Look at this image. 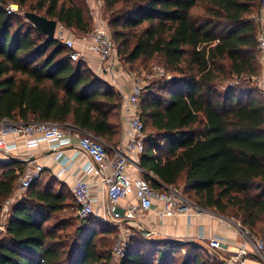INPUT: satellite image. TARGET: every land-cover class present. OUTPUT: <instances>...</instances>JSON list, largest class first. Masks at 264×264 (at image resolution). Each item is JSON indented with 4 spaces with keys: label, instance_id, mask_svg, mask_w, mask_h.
<instances>
[{
    "label": "trees",
    "instance_id": "16d2710c",
    "mask_svg": "<svg viewBox=\"0 0 264 264\" xmlns=\"http://www.w3.org/2000/svg\"><path fill=\"white\" fill-rule=\"evenodd\" d=\"M8 3L79 35L93 24L85 0H0V119L54 121L111 142L119 128L120 93L82 60H70L55 37L7 13ZM102 5L123 66L159 60L171 76L156 88L147 86L139 98L144 132L149 127L139 155L142 176L155 189L182 183L192 202L260 236L264 97L253 85L260 73L255 17L260 0H102ZM3 166L0 212L23 168L16 161ZM66 198L52 183L38 188L33 182L14 200L5 218L0 216V264H108L110 227L90 216L68 224L58 215ZM119 264L222 261L203 242L134 230Z\"/></svg>",
    "mask_w": 264,
    "mask_h": 264
},
{
    "label": "built area",
    "instance_id": "2783aa9c",
    "mask_svg": "<svg viewBox=\"0 0 264 264\" xmlns=\"http://www.w3.org/2000/svg\"><path fill=\"white\" fill-rule=\"evenodd\" d=\"M85 1L93 24L87 34L79 36L80 46H76L75 38L68 35L67 28L62 25L56 26L54 37L68 48L70 60H82L86 63L89 55H93L99 60V65L95 68L96 75L102 78L107 76L110 80H115L120 73V60L106 19L100 11L102 0ZM4 8L7 13H15L18 10L17 5L13 3L6 4ZM255 17L258 21L264 18V0H260V12ZM257 49L260 57L264 56V35L262 33L257 34ZM153 76L164 79L171 77L159 66H153L146 78ZM142 90V81L135 76L131 91L121 95V105L125 110L123 128L125 142L122 146L115 148L111 155L108 154L107 145L100 137L77 127L47 120L23 122L7 118L0 119V152L6 155L15 148V143L7 140L9 135L24 137L27 148L44 142L51 150L60 152L67 146H73L78 152H83L87 156V161L82 167L83 175H101L105 186L103 219L117 226L131 224L136 211H148L153 204L162 205V210L159 212L161 216L164 214L190 215L191 212H198L202 207L190 201L179 187L168 185L155 189L142 175L131 176L126 171L128 157L136 158L137 162L146 138L138 104ZM261 92L264 97V85L261 86ZM137 167L140 168L138 163ZM42 172L41 164L34 160H25L12 196L2 205L0 212L2 220L10 204L19 198L33 182L37 181ZM71 192L77 204L78 217L84 219L91 216L96 198L91 196L90 185L83 176L76 178ZM130 194H133L136 204L128 203ZM121 202L126 204L121 205ZM0 228L2 229L1 225ZM240 232L244 243L235 251L228 249V241L223 237L205 236L203 232H200L196 239L203 242L213 254L218 256L222 264H250V259H253V264H264V228L260 236L253 235L244 227H241ZM131 234L132 231L129 228H121L111 250L112 258L119 259L123 255ZM246 244H251V251L246 248Z\"/></svg>",
    "mask_w": 264,
    "mask_h": 264
},
{
    "label": "crops",
    "instance_id": "0c3cea01",
    "mask_svg": "<svg viewBox=\"0 0 264 264\" xmlns=\"http://www.w3.org/2000/svg\"><path fill=\"white\" fill-rule=\"evenodd\" d=\"M57 26L59 25L57 24ZM258 33L264 35V18L259 20ZM75 44L76 46H80L81 41L79 38L75 39ZM259 60L260 73L253 79V85L256 86L262 94L261 86L264 85V56L259 57ZM85 64L93 74H96L95 68L99 65L98 58L89 55V60ZM119 70L120 73L115 80H110L107 76L105 78H100L118 91L120 95H123L131 91L135 76L121 66ZM124 114L125 110L121 105L118 110L117 118L119 124L118 133L111 142L104 141L110 154L113 153L115 148L122 146L125 142V137L123 135ZM7 140L9 142H14L16 146L6 155L0 152V172L4 167L3 165L11 161L19 162L21 166H24L25 160H34L36 163L41 164L43 166V172L41 177L35 181L36 187L42 188L52 183L54 192H61L67 197L66 206L59 211L58 215L61 219L68 220V224L73 220L78 223L77 204L74 202L71 188L76 178L83 176L90 185L91 196L96 198V202L93 206V214L90 218L93 221L103 223L110 227L112 232L106 234L108 237L116 230L120 232L121 228H129L132 232L134 230L141 231V229H147L149 234H143L149 237L189 239L192 241H197V235L203 232L205 236L225 238L228 241V249L230 251H235L244 243V239L240 232L242 226L236 220L204 207L198 212H191L190 215L164 214L161 216L159 212L162 210V205L153 204L148 211H136L134 221L131 224L117 226L103 219V204L106 199L105 186L101 175H83L82 167L87 161V156L83 152H78L73 146H67L61 149L60 152L51 150L44 142L39 143L37 146L27 148L25 146L24 137L22 136L9 135L7 136ZM74 140L73 138V141ZM137 163L139 164V157L137 162L136 158L132 156L128 157L126 171L131 176L142 175L143 169L141 167L138 168ZM105 173L108 172L105 171ZM128 203L136 204L133 194H130ZM125 204V202H121V205ZM246 248L251 251V244H246ZM250 264H253V259H250Z\"/></svg>",
    "mask_w": 264,
    "mask_h": 264
},
{
    "label": "rangeland",
    "instance_id": "374dc122",
    "mask_svg": "<svg viewBox=\"0 0 264 264\" xmlns=\"http://www.w3.org/2000/svg\"><path fill=\"white\" fill-rule=\"evenodd\" d=\"M13 4L14 5H17L15 3H13ZM100 11L102 12V14L105 13V15H106V12L104 11V6L103 5L100 8ZM20 12H21V10H19V9L16 11L17 14L21 15ZM23 19H24V21H27L25 18H23ZM66 30L68 32V35H71L75 39L76 38H79L80 35L78 33H76L75 31H73L71 29H66ZM115 47H116V45H115ZM120 66L123 69H125V70L129 68L130 70L128 72L132 73L134 76L138 77L142 81L143 90H145V88L147 86H150V88L151 87L152 88L155 87L157 85V83L160 81V79L161 80L164 79V78H159L157 76H153V77L146 78V75L150 72V69L153 66H159L163 70H165V67H164L163 63L161 61H159V60H148L147 62L143 61L142 63H140V61H136L132 65H127L128 68L127 67H124L123 64H122V62L120 61ZM148 131H149V127H147V125H146L145 126V134H147ZM178 187L182 190V192L185 194V196H187V198L190 201H192V196H191L190 191L184 189L182 183H179V186ZM228 218H230V217H228ZM230 219H233V218H230ZM73 228H74V226L68 227V229H66V231H64L65 236H67L69 233H71L72 230H73ZM118 236H119V232L116 230L110 237H107V239H108L107 242H108V246H109V252H111L112 247H113V245H114V243H115V241H116V239H117ZM180 258L181 257L179 256V258H178L177 261L180 262ZM108 264H119V259L111 258L110 259V262Z\"/></svg>",
    "mask_w": 264,
    "mask_h": 264
},
{
    "label": "water",
    "instance_id": "95a60500",
    "mask_svg": "<svg viewBox=\"0 0 264 264\" xmlns=\"http://www.w3.org/2000/svg\"><path fill=\"white\" fill-rule=\"evenodd\" d=\"M21 16H23L27 21H29L35 28L43 32L47 37L52 38L54 37V32L57 26V21L55 19L47 18L43 15L32 11H21ZM1 230V228H0ZM144 234H149L147 229H141ZM181 242H191L192 240H182V239H175Z\"/></svg>",
    "mask_w": 264,
    "mask_h": 264
}]
</instances>
